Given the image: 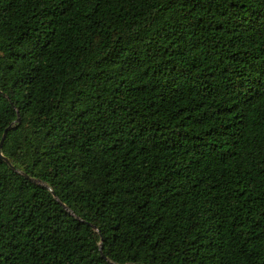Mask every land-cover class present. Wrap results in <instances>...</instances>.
<instances>
[{
	"label": "trees",
	"instance_id": "16d2710c",
	"mask_svg": "<svg viewBox=\"0 0 264 264\" xmlns=\"http://www.w3.org/2000/svg\"><path fill=\"white\" fill-rule=\"evenodd\" d=\"M7 127L0 264H264V0H0Z\"/></svg>",
	"mask_w": 264,
	"mask_h": 264
},
{
	"label": "water",
	"instance_id": "95a60500",
	"mask_svg": "<svg viewBox=\"0 0 264 264\" xmlns=\"http://www.w3.org/2000/svg\"><path fill=\"white\" fill-rule=\"evenodd\" d=\"M18 120H19V118L17 117L16 121H18ZM8 128H9V127H7V128L3 131L2 136H1V138H0V158L3 159L6 163L9 164L8 159H7L6 157H4V156L2 155V153H1V148H2L3 141H4V139H5V136H6V133H7ZM10 167H11V169H14V167H13L12 165H10ZM22 175H23L24 177L30 179L31 181L36 182V183H39L40 185L46 187V184H45V183L40 182V181H38L37 179L29 178V177H28L26 174H24V173H22ZM66 210L69 211L70 214H72V212H71L70 210H68L67 207H66ZM93 227H94V226H93ZM100 248H101V245H100Z\"/></svg>",
	"mask_w": 264,
	"mask_h": 264
}]
</instances>
